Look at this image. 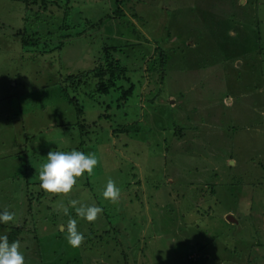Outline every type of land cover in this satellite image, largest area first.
Masks as SVG:
<instances>
[{"label":"rangeland","instance_id":"obj_1","mask_svg":"<svg viewBox=\"0 0 264 264\" xmlns=\"http://www.w3.org/2000/svg\"><path fill=\"white\" fill-rule=\"evenodd\" d=\"M45 1L0 0V236L26 224L25 264H264V0ZM106 51L125 102L96 92ZM72 149L93 174L44 192L47 154ZM73 199L103 212L89 223Z\"/></svg>","mask_w":264,"mask_h":264},{"label":"clouds","instance_id":"obj_2","mask_svg":"<svg viewBox=\"0 0 264 264\" xmlns=\"http://www.w3.org/2000/svg\"><path fill=\"white\" fill-rule=\"evenodd\" d=\"M99 160L95 153L85 154L72 149L70 151L51 150L47 154L46 162L39 168V187L51 195H68L77 184L78 178L85 173L91 176ZM104 199L116 203L120 197V189L111 178L102 193ZM69 204L75 209L77 216L87 222H95L102 214L101 207L80 204L78 200H70ZM79 205V206H78ZM59 207L68 215V207L60 204ZM15 219V213L7 209L0 211V223L8 224ZM65 232L67 243L73 247H80L85 240L84 234L78 230L76 219L69 218L66 224L60 226ZM20 241L9 242L8 236H0V264H25L24 254L20 251Z\"/></svg>","mask_w":264,"mask_h":264},{"label":"trees","instance_id":"obj_3","mask_svg":"<svg viewBox=\"0 0 264 264\" xmlns=\"http://www.w3.org/2000/svg\"><path fill=\"white\" fill-rule=\"evenodd\" d=\"M26 7L30 8L32 6H38L40 5V7H45L48 2L45 0H26L25 2ZM19 34H23L20 31H18L17 33ZM38 41L40 42V38H36L35 36H27L24 34L23 36V45L29 44L31 42H35ZM105 50H109V48L106 46L104 47L103 51ZM108 51H106L105 53L107 54ZM110 52V50H109ZM164 54V53H163ZM109 55L107 54V60L105 61H101L100 65L102 66H98L96 69H94L93 71L90 72V75L92 76V78L97 80V87H96V92L98 94H103V95H108L111 91L115 90V91H120L121 92V97H119V101L125 102L128 100L129 96H131L135 90L134 86L132 85L131 87H129L128 89H125L123 86H118L117 85V80H127L126 78V72L127 69L123 68L120 64L119 61H113V60H109L108 59ZM162 57V56H160ZM164 59L163 64L166 62V55L164 54V56L162 57ZM82 76H86V77H82L81 80H77L79 82V85L83 84V79L87 78V74H82ZM129 80V79H128ZM130 82V81H129ZM69 103L73 104L74 107L76 108V112L78 117H82L83 114V109L82 107L79 105L78 101L76 98L70 99ZM30 193V192H29ZM30 199V198H29ZM30 201V213H31V204H32V199L29 200ZM28 225V222H27ZM26 228V224L25 226L21 227H16L13 228V233H16V237L15 236H10L8 237L9 242H13L16 240H19V235L21 236L22 233L25 231ZM18 236V237H17ZM195 263H198L197 261Z\"/></svg>","mask_w":264,"mask_h":264},{"label":"water","instance_id":"obj_4","mask_svg":"<svg viewBox=\"0 0 264 264\" xmlns=\"http://www.w3.org/2000/svg\"><path fill=\"white\" fill-rule=\"evenodd\" d=\"M227 220H228L229 222H232V223H237L236 220L234 219V217L231 216V215L227 217Z\"/></svg>","mask_w":264,"mask_h":264},{"label":"crops","instance_id":"obj_5","mask_svg":"<svg viewBox=\"0 0 264 264\" xmlns=\"http://www.w3.org/2000/svg\"><path fill=\"white\" fill-rule=\"evenodd\" d=\"M234 163L233 161L231 162V164ZM234 165V164H233Z\"/></svg>","mask_w":264,"mask_h":264}]
</instances>
